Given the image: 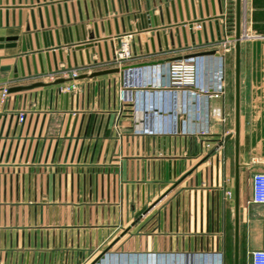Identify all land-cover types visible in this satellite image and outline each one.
<instances>
[{"label":"crops","instance_id":"0c3cea01","mask_svg":"<svg viewBox=\"0 0 264 264\" xmlns=\"http://www.w3.org/2000/svg\"><path fill=\"white\" fill-rule=\"evenodd\" d=\"M242 13L237 264H251L264 250V203L251 201L264 171V0ZM234 20L235 0H0V36L18 37L0 48V86L51 83L0 102V264H193L196 253L234 264L233 136L222 141L234 77L220 97L173 95L171 134H134L116 97L147 77L141 65L229 52ZM127 33L133 58L114 65Z\"/></svg>","mask_w":264,"mask_h":264},{"label":"built area","instance_id":"2783aa9c","mask_svg":"<svg viewBox=\"0 0 264 264\" xmlns=\"http://www.w3.org/2000/svg\"><path fill=\"white\" fill-rule=\"evenodd\" d=\"M243 2V0H242ZM246 34V33H245ZM247 36V34H246ZM248 37V36H247ZM131 34L127 33L120 37L119 43L113 49L110 62L114 65H121L133 58L130 47ZM225 40L224 43H226ZM223 54H209L214 60L221 61L228 50L227 45H223ZM202 56L187 55L174 58L155 64H144L143 71L147 77L139 83H122L117 89L116 97L120 103V110H129L132 118L133 133L139 135L152 134H171L175 132L173 126V95H191L199 100H206L209 97H220L224 93L223 77H212L213 72L207 69L204 73L202 69ZM128 67L126 69H132ZM205 68V67H203ZM209 68V67H207ZM65 77L66 70L60 71ZM52 77V76H51ZM72 78L77 77V72L72 71ZM53 78V77H52ZM9 85L0 86V102H4L8 95ZM129 108V109H128ZM17 120L22 122L25 118V112L18 109ZM184 112V111H183ZM207 112V109H206ZM158 117L160 123L158 128H152V118ZM183 118V115H180ZM151 121L147 124V120ZM197 134L205 135L206 131L198 130ZM209 146V143H206ZM251 201L255 203H264V171H257L252 175ZM191 262L193 264H204L205 260H210L214 264H220V255L214 254H192ZM213 260V261H212ZM251 264H264V250H256L250 253ZM210 263V264H211Z\"/></svg>","mask_w":264,"mask_h":264},{"label":"water","instance_id":"95a60500","mask_svg":"<svg viewBox=\"0 0 264 264\" xmlns=\"http://www.w3.org/2000/svg\"><path fill=\"white\" fill-rule=\"evenodd\" d=\"M242 0H235V20H234V35L230 37V40L233 41V50H234V126L233 131L229 133L222 140L225 142L230 136H233L234 140V184H235V196H234V264H237L238 258V177H239V168L240 164L238 162V145H239V131H240V65H241V41L244 40L247 36L242 30ZM96 34V32H95ZM94 34H89L90 40H94ZM18 37L0 36V48L7 46V44H15ZM13 41L12 43H3V41ZM31 43V41H30ZM22 51L26 50V45L23 44L21 47ZM224 49H219L218 53L223 54ZM210 54H218L216 51H210ZM20 58V57H19ZM20 65H22V58L19 59ZM10 66H0V72L9 70ZM128 68V66L115 67L110 69L99 70L93 72L90 76H97L102 74H108L113 72H119L121 75L123 71ZM17 76V73L14 74V77ZM64 79H56L52 84L63 82ZM51 83L44 82H35L28 85H16L8 88L9 92L22 91L27 89H32L38 86H48Z\"/></svg>","mask_w":264,"mask_h":264},{"label":"rangeland","instance_id":"374dc122","mask_svg":"<svg viewBox=\"0 0 264 264\" xmlns=\"http://www.w3.org/2000/svg\"><path fill=\"white\" fill-rule=\"evenodd\" d=\"M194 55V54H193ZM195 55L202 56L203 61L201 63L202 69H204V73L206 72L207 77V69L213 72L212 77L221 76L227 81V83L231 84L233 82L234 77V56L233 49L224 54L223 59L220 61H215L214 57L209 54L195 53ZM205 67V68H203ZM209 67V68H207Z\"/></svg>","mask_w":264,"mask_h":264}]
</instances>
